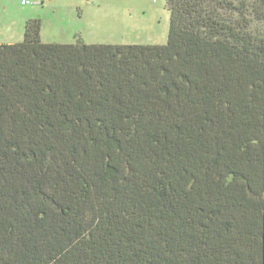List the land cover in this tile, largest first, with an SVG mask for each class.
Instances as JSON below:
<instances>
[{"label":"trees","instance_id":"16d2710c","mask_svg":"<svg viewBox=\"0 0 264 264\" xmlns=\"http://www.w3.org/2000/svg\"><path fill=\"white\" fill-rule=\"evenodd\" d=\"M162 44H0V264H264V0H163Z\"/></svg>","mask_w":264,"mask_h":264},{"label":"rangeland","instance_id":"374dc122","mask_svg":"<svg viewBox=\"0 0 264 264\" xmlns=\"http://www.w3.org/2000/svg\"><path fill=\"white\" fill-rule=\"evenodd\" d=\"M168 17L163 0H0V44L22 41L30 19L46 43L162 44Z\"/></svg>","mask_w":264,"mask_h":264},{"label":"built area","instance_id":"2783aa9c","mask_svg":"<svg viewBox=\"0 0 264 264\" xmlns=\"http://www.w3.org/2000/svg\"><path fill=\"white\" fill-rule=\"evenodd\" d=\"M22 3H25V1H23Z\"/></svg>","mask_w":264,"mask_h":264}]
</instances>
